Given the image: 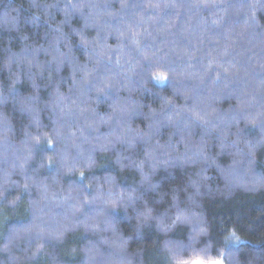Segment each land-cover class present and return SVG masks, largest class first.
<instances>
[{
  "label": "trees",
  "instance_id": "1",
  "mask_svg": "<svg viewBox=\"0 0 264 264\" xmlns=\"http://www.w3.org/2000/svg\"><path fill=\"white\" fill-rule=\"evenodd\" d=\"M0 145V264H264V0H0Z\"/></svg>",
  "mask_w": 264,
  "mask_h": 264
},
{
  "label": "rangeland",
  "instance_id": "2",
  "mask_svg": "<svg viewBox=\"0 0 264 264\" xmlns=\"http://www.w3.org/2000/svg\"><path fill=\"white\" fill-rule=\"evenodd\" d=\"M5 150H6L5 145H0V157H2L1 155H2V153H4ZM9 152H10V148L7 149V152H6L8 156H9ZM228 173L234 177L235 176L234 175L235 169H232V168L231 169L230 168L227 169V171H226V179H227ZM233 179H231V180H233ZM256 181L264 183V179H262V178H260V179L256 178ZM240 183H242V182L235 181V183H233V184L229 183V184L231 186L239 187ZM52 207H53V205H52ZM35 214L39 215V211L36 212ZM179 219H180V222H182V223L196 224L197 227L194 228V233L191 234V236L189 238L190 241H188V244H187L188 246L196 245L198 237H201V236H203L205 234L203 232L204 229L201 227V218L199 216H197L195 213L194 214L193 213H186V214L185 213H180ZM29 223H31L32 225L38 226L37 225V220H30ZM41 224L44 225V224H47V223H43L42 222ZM61 225L62 224H60V226H59V223H58L57 220L56 221L53 220V226H51L52 230L55 231L56 233H58L59 231L63 232L62 229H61ZM83 227L86 228L87 226L81 224L80 226H77L76 228H83ZM109 227H111V226H109ZM109 227L102 226L100 228H93V226L91 225V226L87 227L86 230H87V232H90L93 235H97L99 233L98 231H101V230L103 232H105V233H108ZM70 228H68L67 230H69ZM113 231H114L113 228H111V230H109V233H113ZM194 237H195V239H194ZM54 239H57V237L54 236ZM107 242H109V244ZM107 242H104V240H102V239H98L97 241H95L94 243H96L98 245L93 246L94 250H92V252H89V254H84L85 257H84V260H83L84 261L83 264H88V259L87 258L89 256L90 257H96L103 264H133L132 259L129 260L130 257L129 256H125L123 254V251L121 249H119L120 248L118 246L119 244L117 243V241H115V238H114V240L112 238V239H110ZM114 244L116 245L115 247L113 246ZM103 248L104 249L107 248V250H108L107 252L108 253L104 254V252L102 250ZM183 248H185V247L179 242L166 241V243L164 244V249H166V251L170 254L172 259L173 258H178L180 256V252H181V250ZM134 261H135V258H134ZM183 264H221V263L219 261H217V260H215V261H204V260H200V259H193V260H190L187 263H183Z\"/></svg>",
  "mask_w": 264,
  "mask_h": 264
},
{
  "label": "clouds",
  "instance_id": "3",
  "mask_svg": "<svg viewBox=\"0 0 264 264\" xmlns=\"http://www.w3.org/2000/svg\"><path fill=\"white\" fill-rule=\"evenodd\" d=\"M80 7H82V6H80V5H75V6H73L72 5V8H74V9H79ZM65 11V13H67L68 12V9H65L64 10ZM170 103H172V100H167V101H165V103L163 104V105H161L158 109H156V111L158 112H162L165 108H167L168 107V105L170 104ZM184 111H186V110H184V109H181V113L182 112H184ZM179 116H180V113H177L175 116H173V117H171V118H168L169 119V122L170 123H175L176 122V120H178L179 119ZM4 123H5V125H7V120H5L4 121ZM5 139H7V131H6V133H5ZM184 159H189L188 157H183ZM195 183V182H194Z\"/></svg>",
  "mask_w": 264,
  "mask_h": 264
},
{
  "label": "snow or ice",
  "instance_id": "4",
  "mask_svg": "<svg viewBox=\"0 0 264 264\" xmlns=\"http://www.w3.org/2000/svg\"><path fill=\"white\" fill-rule=\"evenodd\" d=\"M75 6V5H73ZM81 37L80 41L87 47V45L90 43L84 36V34L82 32L78 33ZM199 119H202L200 117H198ZM153 187H155V185H153ZM129 199H132V197H129ZM151 214V209H148L147 207L145 208V212L143 213L144 217L147 218L149 217Z\"/></svg>",
  "mask_w": 264,
  "mask_h": 264
}]
</instances>
